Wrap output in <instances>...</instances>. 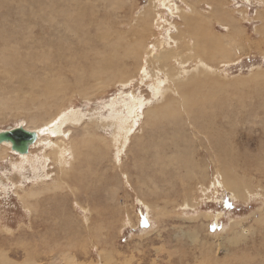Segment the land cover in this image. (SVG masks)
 <instances>
[{
  "label": "rangeland",
  "instance_id": "rangeland-1",
  "mask_svg": "<svg viewBox=\"0 0 264 264\" xmlns=\"http://www.w3.org/2000/svg\"><path fill=\"white\" fill-rule=\"evenodd\" d=\"M107 14L120 25L97 30ZM263 15L264 0H0V131H42L27 155L0 145V264H264ZM210 34L212 60L194 50ZM108 41L106 82L93 66ZM159 47L168 61H149ZM199 61L216 74L193 75ZM61 140L63 163L47 155Z\"/></svg>",
  "mask_w": 264,
  "mask_h": 264
},
{
  "label": "bare ground",
  "instance_id": "bare-ground-1",
  "mask_svg": "<svg viewBox=\"0 0 264 264\" xmlns=\"http://www.w3.org/2000/svg\"><path fill=\"white\" fill-rule=\"evenodd\" d=\"M153 2H154V0H153ZM156 2V1H155ZM157 2H158V0H157ZM165 2V1H164ZM38 5V4H37ZM165 5L166 6H170L171 5V2H169V1H167L166 3H165ZM39 6V5H38ZM105 7V5L103 4V8ZM39 8V7H38ZM151 8V7H150ZM177 9V8H176ZM151 10V9H150ZM149 10V11H150ZM195 10V9H194ZM170 11V10H169ZM178 11V10H177ZM113 12H116L115 10L113 11ZM176 12V11H175ZM180 12V11H179ZM59 13V16H61V17H63V24L65 25V29H66V31H68V32H70L68 29H70L71 30V28H67L69 25V19H68V16L67 15H65V13L63 12V10H61V11H59L58 12ZM69 13V15L70 16H72V12H68ZM173 13V12H172ZM153 14V13H152ZM171 14V13H170ZM195 14H196V17H195V19H192V23H193V26L195 27V28H198V27H200L199 25H197V19H198V15H200V17H201V19H202V21H203V15H202V11H198V10H195ZM177 15H179V14H177ZM114 16H115V13H114ZM144 16V15H143ZM146 16V15H145ZM144 16V17H145ZM175 16V15H174ZM258 16V15H257ZM116 17H117V15H116ZM140 17V16H139ZM179 17V16H178ZM260 17H261V15H260ZM78 18H80V17H76V19H75V23L76 24H80L79 23V21H78ZM147 18V17H146ZM262 18H263V21H264V15L262 16ZM53 19H55V18H53ZM143 19V18H142ZM184 19H186V18H184ZM74 20V19H73ZM71 18H70V23H71ZM148 21V20H147ZM92 22V21H91ZM90 22V23H91ZM183 22V21H182ZM113 23H115V22H112L111 21V18H110V16L107 14V15H100V17L98 18V19H95L94 21H93V24H94V26H95V28L97 29V30H102V28H107V27H109V25H111V24H113ZM149 23V22H148ZM119 23H117V24H115V25H118ZM114 24H113V26H115ZM120 25V24H119ZM184 25V24H183ZM187 25L188 26H192V24H191V22H190V20L188 19V21H187ZM107 26V27H106ZM173 27V26H172ZM171 27V28H172ZM115 29V28H114ZM143 29V28H142ZM173 29H176V28H173ZM177 31V30H176ZM187 31V30H186ZM168 32V31H167ZM75 33V32H74ZM135 33V35H136V32H134ZM138 33H140V32H138ZM177 33V32H176ZM260 33H261V35H264V30L262 29L261 31H260ZM123 34V32H121V33H119V32H117V38L118 39H123V37L125 38V36H123L122 35ZM179 34V33H178ZM169 35V34H168ZM205 35H206V33H205ZM232 35H234L233 34V28L231 27V29H230V34L229 35H227V37H229V36H232ZM181 36V35H180ZM187 36V35H186ZM185 36V37H186ZM198 36H201V34H199ZM203 36H204V33H203ZM166 37V36H165ZM182 37V36H181ZM184 37V38H185ZM215 37H214V35H209V37L208 36H206L205 37V40H200L203 44H202V46L200 47L199 45H197V46H195L194 45V47H195V49L194 50H196L197 49V52H202V54H203V56H206L207 57V59H209L210 58V55H209V52H208V48H209V46H210V44L213 42L214 43V48L217 46V44H219L218 43V41L216 40L215 41V39H214ZM136 42L135 43H138L137 42V39H134ZM173 40V39H172ZM184 40V39H183ZM182 40V41H183ZM187 40V39H186ZM231 40H233L232 38H231ZM141 41V40H140ZM169 41V40H168ZM176 41H179V40H176ZM143 41H141L140 43H142ZM171 42V41H170ZM189 42V41H188ZM157 43V42H156ZM173 43H174V41H173ZM227 43V42H226ZM237 43H238V41H237ZM263 43V42H262ZM102 44V46L101 47H99V49L97 50V52H98V58H99V61H98V63L96 64H94V68H97L98 70H97V74L98 75H104V77H106L107 78V80H105L106 82L109 80V78L108 77H113V76H115L116 74H119V66L118 65H116L115 67H114V64H112V65H110L109 63V61H112L113 63L115 62V60L113 61L112 59H114L115 57H116V53H117V50H118V45H117V43L114 45L113 43H111L110 41H108V42H106V43H101ZM133 44V45H132ZM130 43L129 44V47H128V49H126V51L127 52H132V50H134V42L133 43ZM165 44V43H164ZM167 44V43H166ZM176 44V43H175ZM178 44H179V42H178ZM185 44V43H184ZM156 45V44H155ZM181 45H182V42H181ZM239 45V44H238ZM157 46V45H156ZM173 46H175V45H173ZM177 46V45H176ZM182 46H191L190 45V43H189V45H182ZM152 47V46H151ZM208 47V48H207ZM162 48V47H161ZM166 48V47H165ZM139 49H144L143 48V45H141L140 47H139ZM151 49V48H150ZM159 51H158V54L157 55H155V52H152V50H150L151 51V53H150V56H149V61H155V60H160V59H162V60H164V59H166V58H168V55L167 54H165L164 53V49H162V50H160V47L159 48H157ZM156 49V50H157ZM186 49H187V47H186ZM146 50V49H145ZM166 50V49H165ZM178 50V49H177ZM170 51V50H169ZM145 53H147V52H145ZM172 53V52H171ZM177 53V52H176ZM206 53H207V55H206ZM170 54V53H169ZM178 54V53H177ZM200 55V54H199ZM109 56H112V59H109L108 60V57ZM146 56V55H145ZM171 56V55H170ZM173 56V55H172ZM176 56H178V55H176ZM138 58H139V56H137ZM198 57V56H197ZM173 59H174V57H172ZM84 59H86V57H84ZM143 59H144V57H143ZM142 59V60H143ZM148 59L146 60V61H148ZM180 59V58H179ZM183 59H184V57H183ZM167 60V59H166ZM195 60V59H194ZM210 60H212L211 58H210ZM149 61L147 62V64L149 63ZM152 61V62H153ZM168 61V60H167ZM171 61V60H170ZM176 61V60H175ZM196 61V60H195ZM158 62V61H157ZM164 62H165V60H164ZM163 62V63H164ZM184 63H185V59H184V61H183ZM186 62H187V60H186ZM197 62V61H196ZM200 62V61H199ZM205 62H207V61H205ZM142 63H143V61H142ZM145 63V62H144ZM154 63V62H153ZM167 63V62H166ZM177 63H178V61H177ZM149 64H151V62L149 63ZM175 64H176V62H175ZM187 64V63H186ZM185 64V65H186ZM121 65V64H120ZM159 65V64H158ZM164 65H165V63H164ZM163 64H162V66H164ZM167 65V64H166ZM169 65V64H168ZM173 66V65H172ZM170 67V66H169ZM168 67V68H169ZM175 67V66H174ZM173 67V68H174ZM177 67V66H176ZM141 68V67H140ZM145 68V67H144ZM148 68H150V67H148ZM196 68V67H195ZM194 68V69H195ZM138 69V68H137ZM154 69H156V68H154ZM163 69V68H162ZM161 69V70H162ZM165 69V68H164ZM170 69V68H169ZM175 69V68H174ZM180 69V68H179ZM178 69V70H179ZM196 69H198L197 71H195V73L193 74V75H205L206 76V74H208V73H214V74H216V71H212V70H210V68H207L206 66H204V64L202 63V62H200V67H198L197 66V68ZM195 69V70H196ZM46 70H47V74H52L53 72H54V70H53V68L52 67H50V65L49 64H47V67H46ZM139 70V69H138ZM171 70V69H170ZM169 71V70H168ZM172 72H173V70H171ZM176 71H177V69H176ZM175 71V72H176ZM192 71V70H191ZM191 71H186L185 69L183 70H180V74L181 75H188V74H190V72ZM55 73H57V72H55ZM145 73H147L149 76H150V74L148 73V72H145ZM145 73H144V75H145ZM171 73V72H170ZM179 73V72H178ZM142 74V73H141ZM146 74V75H147ZM180 74H178V75H180ZM152 75V74H151ZM192 75V76H193ZM176 76H177V74H176ZM189 76V75H188ZM53 77V76H52ZM146 77V79H147V77L148 76H145ZM165 77H167V78H169L170 79V81H172L170 84L173 86V88L172 87H169V88H166V92H165V94H163V98H164V96L165 95H167V93L168 92H170L173 96H175V95H177V93H178V89H177V87L179 86V84H178V82L180 83L181 81H179V80H177L178 79V77H175L174 75H170L169 74V76H167V75H165ZM143 78H144V76H143ZM180 78V77H179ZM100 79V78H99ZM166 79V78H165ZM168 79V80H169ZM152 80V79H151ZM150 80V81H151ZM159 80V79H158ZM98 80L96 79V82H97ZM155 81V80H154ZM79 82V81H78ZM163 83V82H162ZM45 84H47V83H45ZM59 84H61L60 82H59ZM58 84V85H59ZM151 84H152V82H151ZM167 84V83H166ZM169 83L167 84V85H170ZM27 85H30V83H27ZM154 85V84H153ZM156 85H157V83H156ZM93 86V85H92ZM162 86V85H161ZM153 88V87H152ZM152 88H151V90H152ZM160 89V88H159ZM158 93V92H157ZM159 94V93H158ZM37 96L38 97H43L48 103H49V101H50V103L52 104L54 101H53V99L55 98V96H56V89H55V87H51L50 88V86L49 85H47L46 86V88H44V89H42V90H40L39 92H38V94H37ZM156 96H157V94H156ZM37 97V98H38ZM133 99V98H132ZM164 101V100H163ZM43 102V101H42ZM41 101H39V106L40 107H46L45 105H46V103H42ZM140 103V102H139ZM132 104H135V102L134 103H132ZM141 104V103H140ZM143 104V103H142ZM50 105V104H49ZM48 105V106H49ZM136 106V105H135ZM134 107V106H133ZM144 107V106H143ZM135 108V107H134ZM132 109V114H133V116L135 117L136 115H135V109ZM140 108V107H139ZM145 108V107H144ZM141 109V108H140ZM143 109V108H142ZM72 115V114H71ZM70 115V116H71ZM79 115V114H78ZM151 115H153V110H148L147 112H145V116H151ZM80 116V115H79ZM76 117V116H75ZM60 118H62V117H60ZM68 118V117H67ZM78 118V117H77ZM136 118V117H135ZM66 119V118H65ZM80 119V118H79ZM82 119V118H81ZM63 120V119H62ZM61 120V121H62ZM77 120V119H76ZM58 121H59V119H58ZM75 121V120H74ZM79 121V120H78ZM135 120H133V122H134ZM60 122V121H59ZM98 122V121H97ZM67 123V122H66ZM68 125V124H67ZM76 125V124H75ZM128 127V126H127ZM44 128H46V127H44ZM54 128V127H53ZM25 129H27V130H29V131H33V132H35L36 134H37V140L40 138V136H41V133H42V131L41 130H39L38 128H30V127H25ZM59 129H60V127H59ZM132 129V128H131ZM50 130V129H49ZM51 130H53V129H51ZM122 130H123V128H122ZM125 131V129L123 130V132ZM52 132V131H51ZM55 132H57V131H55ZM131 132V131H130ZM58 133V132H57ZM57 133L56 134H54V135H57ZM66 133V132H65ZM86 133V132H85ZM125 133V132H124ZM123 133V134H124ZM115 134V133H114ZM125 134H127V131H126V133ZM66 134H64V136H65ZM88 135V134H87ZM86 135V136H87ZM127 135H129V134H127ZM59 137V136H58ZM61 137V136H60ZM122 137V136H121ZM64 138V137H63ZM115 138V137H114ZM68 139V138H67ZM116 139V138H115ZM128 138H126V140H127ZM72 141V140H71ZM114 141V140H113ZM74 142V141H73ZM69 143V142H68ZM72 143V142H71ZM117 143V142H116ZM122 143V142H121ZM120 143V144H121ZM2 145L4 144V145H6L5 143H1ZM0 144V145H1ZM56 144V143H55ZM54 144V145H55ZM70 144V143H69ZM74 144V143H73ZM119 144V145H120ZM118 145V144H117ZM8 146V145H7ZM32 146V145H31ZM30 146V147H31ZM53 146V145H52ZM57 146V147H56ZM55 147L53 146V148H51L52 150L50 151V154H47L48 156L50 155V156H52V158H53V161H62V159H64V156L65 155H63L62 154V149L66 146V143L63 141V140H61V141H59L58 142V144L56 145ZM69 146V145H68ZM9 147V146H8ZM67 148V147H66ZM70 148V147H69ZM123 148H124V146H123ZM66 150H68V148L66 149ZM75 148H74V146L72 145L71 146V150H69V151H71V153H72V157H71V159L73 160V162L75 161ZM120 150V149H119ZM121 150H123V149H121ZM120 150V151H121ZM65 151V150H64ZM68 151V152H69ZM65 154V153H64ZM67 154V153H66ZM70 154V153H69ZM46 155V156H47ZM44 156V155H43ZM47 156V157H48ZM46 157V158H47ZM67 157L68 156H66V159H67ZM45 158V157H44ZM43 158V159H44ZM195 159V158H194ZM47 160V159H46ZM68 160V159H67ZM71 160V161H72ZM73 162H71V166L73 165ZM56 163V162H55ZM62 163H63V161H62ZM68 163V162H67ZM57 164V163H56ZM65 164V163H64ZM61 165H63V164H61ZM55 166V165H54ZM70 166V167H71ZM63 167H65V166H63ZM56 168H57V166H56ZM59 168H61V167H58V169ZM68 170V169H67ZM225 169H221V171H222V175H224L225 174V172H223ZM59 171V170H58ZM67 175H68V171L66 172L63 168H61V170H60V178H61V180H63V178H65V177H67ZM221 175V176H222ZM59 178V179H60ZM223 179V183L227 186V188L228 189H230L231 190V192L233 193V197H235V196H237V194H240L239 192H238V190H237V185H236V182L235 181H237V179H234V178H232V177H229V176H227V175H225V177H223L222 178ZM63 183V182H62ZM64 184V183H63ZM33 195V194H32ZM31 195V196H32ZM239 196V195H238ZM21 199H23V198H21ZM239 199V198H238ZM68 260L67 261H65L67 264H77L76 262H75V259L74 258H67ZM59 263V262H58ZM3 264H12L11 262H8V259L5 257L4 259H3ZM23 264H37L35 261H33V260H25L24 262H23ZM51 264H57L56 262H52Z\"/></svg>",
  "mask_w": 264,
  "mask_h": 264
},
{
  "label": "water",
  "instance_id": "water-1",
  "mask_svg": "<svg viewBox=\"0 0 264 264\" xmlns=\"http://www.w3.org/2000/svg\"><path fill=\"white\" fill-rule=\"evenodd\" d=\"M37 140V134L25 129L21 124L16 127H7L0 131V144L5 143L10 150L18 155H27L29 148Z\"/></svg>",
  "mask_w": 264,
  "mask_h": 264
}]
</instances>
